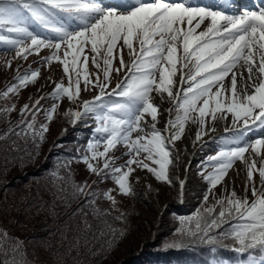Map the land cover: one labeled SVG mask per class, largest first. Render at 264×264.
I'll list each match as a JSON object with an SVG mask.
<instances>
[{
	"label": "snow or ice",
	"instance_id": "1",
	"mask_svg": "<svg viewBox=\"0 0 264 264\" xmlns=\"http://www.w3.org/2000/svg\"><path fill=\"white\" fill-rule=\"evenodd\" d=\"M122 3L124 7L118 10L104 5L103 0H0V48L15 49V57L24 59L41 49H54L41 62H58L64 74L46 96L23 104L18 120L11 118L17 108L9 101L37 80L39 70H18L13 81L0 90V100L5 101L0 104V119L6 120L0 142L15 136L30 142L34 150H23L24 155H16L12 162L23 167L34 159L64 99L78 104V109L62 113L71 124L91 117L96 125L82 154L58 162L49 171L42 188L50 199L45 201L38 189L34 207L44 208L53 217L60 215L57 207L68 209L60 231L61 247L67 245L65 256L71 257L75 250L77 255L72 259L87 264L79 255L83 247L88 256L105 258L127 233L109 220L127 222L113 193L118 190L119 195H134L130 177L137 169L172 184L171 168L179 162V156L174 155L175 142L182 140L185 123L190 120L198 125L195 143L208 131H215L208 126L209 119L214 125L230 115L233 128H225V132L231 135L221 137L220 150L198 166L208 187L202 206L187 218L195 221V230L177 229V238L165 247L178 249L185 246V239H191L212 246L215 253L216 242L231 237V250L237 259L230 264H264V138L248 142L250 132L264 136V3L258 11L239 15L213 10L199 0ZM205 23L206 27L199 30ZM90 66L95 71H90ZM93 89H98L96 95L82 99V91ZM165 94L171 103L167 110L155 103L157 96L163 102ZM44 99L53 101L50 107L42 106ZM173 110L175 116L171 115ZM164 111L168 118L164 127L158 128ZM39 114L44 122L38 120ZM119 145L124 146L123 155L128 157L123 164L116 163L121 157L110 154L118 151ZM6 151L12 155L22 150L12 141ZM236 160L247 167L244 195H237L233 189L216 198L214 189L222 184ZM73 161L83 163L96 179L91 183L87 179L76 181L70 169ZM207 166H212V171L204 174ZM257 172L259 187L254 181ZM109 179L113 188L95 187ZM136 180L139 182V177ZM178 182L182 190L185 180ZM210 199L214 201L211 204ZM100 200L109 202V207L102 208ZM226 223L227 232L222 230ZM93 241L100 246L91 247ZM59 251L56 249L57 259L63 261ZM0 264H36V259H28L26 241L10 236L2 222ZM216 264L222 262L217 260Z\"/></svg>",
	"mask_w": 264,
	"mask_h": 264
},
{
	"label": "rangeland",
	"instance_id": "2",
	"mask_svg": "<svg viewBox=\"0 0 264 264\" xmlns=\"http://www.w3.org/2000/svg\"><path fill=\"white\" fill-rule=\"evenodd\" d=\"M119 9L120 8H118V10ZM204 27H206V23L199 30H203ZM41 34L43 36L49 35L47 32H42ZM27 44H30V40L25 41V45ZM12 51H15V49L6 52L9 53ZM52 51H54V49H44L41 50L39 54L33 52L32 54H29L26 59L16 58L15 52L3 56L1 54L2 52H0V87L3 86L5 88L10 82H12L14 78L13 74H17L18 70L22 73L28 69L39 70L37 80L33 83H29L26 87L22 88L19 91V94L13 96L11 101H9V103H15L17 108V111L13 112L12 116L18 113L19 108L23 104L33 103L34 99L37 96H46L54 88V82L61 81V78L64 75L62 65L55 61L50 63L41 62V58L48 56L47 54ZM59 54L63 55V51H61ZM124 58L126 61L129 59L126 49L124 52ZM90 71H95V69L91 68L90 66ZM63 82L67 84L66 77H64ZM228 83H230V81H228ZM114 86L115 81H113L112 84V87ZM4 88H0V90H3ZM97 92L98 89H93L91 91H82L81 97L82 99H91L94 95L97 94ZM52 102L53 101L50 99H44L43 101H41L44 108L50 107ZM3 103H5V101L0 100V104ZM155 103L160 104L163 110H167L171 107V103L167 100L166 94L165 100L163 102L157 96L155 99ZM69 108L78 109V104L73 105L69 101H67V99H64L60 104V108L58 109L60 112V117L54 119L49 124L50 130L45 134V140L42 143L40 152L48 147V145L52 144L53 138L55 141L56 137L60 136L63 133L68 132L70 137L80 136L78 134V128L85 131L83 135H85L87 129L89 130V132H93L96 125L91 117L83 118L76 125L68 122V119L65 118L62 113ZM175 114V110H173L171 115L175 116ZM168 115L169 113L167 111H164L162 115H160L159 122L157 124L158 128L164 127V123L168 118ZM38 120L40 122H44L42 114L38 115ZM208 126L214 127L215 131H208L207 134L202 136L201 141L194 143L198 125L192 123L190 120L185 123V133L182 137V140L175 142V149L177 151L174 153V155L179 156V162L175 163L174 167L171 168L173 178L175 179L172 184H165V182L157 181L151 173L147 172V170L137 169L136 172L130 177V182L135 189L134 195H119L118 190L117 192L113 193L114 195H116L117 207L125 205L127 200V204L129 202L132 205L135 204L132 209L133 224L130 227V233L125 244L122 247H119V249L114 254V258L111 257L109 261H106L103 264H120L121 261L127 258L129 259L130 256H137L141 247L144 251L149 249L148 245L153 244V241L154 243L156 242L161 244L164 240H166V235H163L161 231L156 233V230L160 229V226H163V223L170 225L173 223L182 222L177 221L178 218L175 217L177 215L174 214V211L178 212V208H182L183 210L185 208V212L187 214L186 216H182V218L186 219V223L188 225L192 224V226H196L194 220H189L187 218L193 216V214L196 213L197 209L202 206V197L208 187L207 183L203 179V176L198 170V166L201 164V162L207 161V158L212 155L211 153L213 151H215L214 149L218 148L220 150V138L223 136L231 135V132H225V128L232 129L233 122L231 116L229 115L226 121L219 120L214 125L209 119ZM257 138H264V136H261L258 131L248 133L249 143L254 142ZM67 141L68 142L63 143V146L68 147L69 144L73 146L77 144L80 146L83 145V143L78 140ZM215 143L218 144V147L215 146ZM63 146L62 148H64ZM118 148V151L113 150V153L110 154L121 155V158L118 159V163L123 164L128 159L126 155H123L126 149L123 145H119ZM78 149L82 152L80 147H78ZM245 155L248 156V153H246ZM256 159L258 168L259 158ZM61 160L64 162L68 159L62 158ZM249 162H251V159L249 160ZM211 167L212 166H207L203 170L204 174L211 172ZM46 173L49 174L48 171ZM136 177H139V182H137ZM94 178L96 177L94 176ZM246 179V165L243 161L236 160L233 163L232 168L228 170V173L222 184L214 189L215 197L219 198L221 196H224L228 191H231L233 189L236 191L237 195L243 196ZM179 180H185V184L182 190L178 182ZM254 181L255 184L259 187L260 177L258 175V172L254 173ZM100 185L103 187V189L114 187V183L111 179L107 181H101ZM148 185H151V189L148 188ZM176 188H179V190L177 191ZM180 195L183 196V201H179V205L174 204L173 202H176L180 199ZM248 196H251L250 191L248 192ZM213 202L214 201L210 199L208 203L211 204ZM171 205L173 207H171ZM50 236H58L60 238V234H57V230L55 229L51 231ZM83 251L85 254H87L86 249L83 248ZM89 257L90 261L87 264H93V261H96L97 259L95 257ZM95 264L98 263L95 262Z\"/></svg>",
	"mask_w": 264,
	"mask_h": 264
},
{
	"label": "trees",
	"instance_id": "3",
	"mask_svg": "<svg viewBox=\"0 0 264 264\" xmlns=\"http://www.w3.org/2000/svg\"><path fill=\"white\" fill-rule=\"evenodd\" d=\"M0 48V52L3 55L11 54L12 52H6V50ZM0 54V56H1ZM22 73V72H21ZM17 74H13L15 77ZM4 88L3 86L0 87ZM38 97V96H37ZM37 97L34 99L37 100ZM39 98V97H38ZM14 120L19 119L18 113L12 116ZM60 117V112L55 115L54 119ZM69 122V120H67ZM71 125V124H70ZM73 128V127H72ZM6 129V120L0 119V133ZM78 128V134L80 136H69L68 132L61 134L60 136L52 139V144L48 145L44 150H41L42 143L39 148L36 149V155L33 160L27 161L23 167L17 163H13V159L16 155H24L23 150L28 152L34 151L31 143H26L24 140H17L15 136H12L11 140L6 142H0V222L3 223V226L8 230L9 235L13 237H19L21 240L26 241L28 249V259H36V264H79L78 261L72 259L77 255V252L74 250L71 254V257L65 256V249L67 245L61 247V235L50 236L52 230H57V234H60L62 230L63 222L66 220V212L68 209L63 207H57L56 211L60 213L59 216L53 217L48 213L47 210L41 208L37 210L34 205L37 203L35 197L38 189L43 195L45 201L49 200L50 197L46 192L43 191L42 186L46 183L48 173L54 167L57 166L58 162H63L61 159L66 158L70 159L71 157H76L83 153L86 148L88 139L92 137L93 132H87L80 130ZM68 131V130H67ZM71 141H80L83 143L80 145H71L68 147L63 146V143ZM12 141H16L22 150L20 153H13L9 155L6 149L11 144ZM64 148H62V146ZM78 147L81 148V151ZM217 151L214 152L216 154ZM117 157L121 155L114 154ZM7 157V159H6ZM118 163V160L116 162ZM212 168V167H211ZM71 173L73 178L76 181H83L85 179L91 183L92 180L96 179L94 176L89 175L85 169V165L78 161H73L70 165ZM63 171V170H62ZM173 178V182H174ZM167 184V183H165ZM97 188L103 187L100 185V182L95 185ZM179 187V186H178ZM178 191L179 188H176ZM28 198V199H25ZM178 199V198H177ZM183 196L180 195V199L176 202H173L176 205H179L178 202L183 201ZM251 199V196L249 197ZM102 208H108V202L104 200L98 201ZM128 202V200H127ZM125 205L119 206L121 212L126 214L127 222H121L119 220H112L109 217L110 222L117 229L124 228L127 229V233L124 237L119 239L118 246L113 247L105 256V258H97L96 263L103 264L106 261H109L111 257L114 258V254L122 247L127 241V237L130 233V227L133 224L132 218V209L135 206L130 202ZM173 204V206H174ZM171 205V207H173ZM72 207H75L73 204ZM181 210V211H180ZM178 212L174 211L175 216L178 218L177 222L173 224H165L160 226V229L155 228L156 233L160 232L163 235H166V240L161 244L154 243L149 244V249L143 250L140 248L137 256H130V258L125 259L120 262V264H216L217 260H220L222 264H230V262L237 259V254L232 251L234 241L231 237L221 238L216 242V252L211 251L212 246L201 243L199 240L185 239V246L181 248H166L165 245L170 243L173 239L177 238V229H192L195 230L196 226L192 224L188 225L186 219L182 216H186L185 208L177 209ZM116 213L113 212V215ZM18 222V223H17ZM96 221H93L95 226ZM194 224V223H193ZM222 230L227 232L229 231V225L226 223L222 226ZM219 230H214L218 232ZM69 237L72 236V233L69 232ZM81 243L83 244V237H81ZM100 244L97 241H93L91 247H99ZM56 249H59V256L63 257V261L57 259ZM80 259L90 261V257L84 253L83 248L79 250ZM38 257V259H37Z\"/></svg>",
	"mask_w": 264,
	"mask_h": 264
}]
</instances>
